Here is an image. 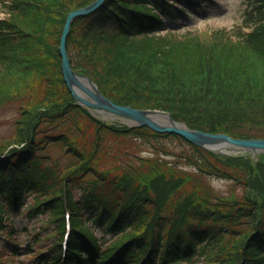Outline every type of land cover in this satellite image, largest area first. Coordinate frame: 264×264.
<instances>
[{
	"label": "trees",
	"instance_id": "trees-1",
	"mask_svg": "<svg viewBox=\"0 0 264 264\" xmlns=\"http://www.w3.org/2000/svg\"><path fill=\"white\" fill-rule=\"evenodd\" d=\"M93 1L0 0V107L15 113L0 134V264L14 263L20 248L6 226L12 213H43L61 235L66 208L68 264H264V154H216L174 133L108 124L74 100L59 39L67 14ZM248 1L250 31L200 37L166 28L162 16L176 20L210 0H105L73 21L71 68L116 104L264 138V0ZM142 144L151 157L133 148ZM194 175L242 192L191 186ZM61 256L53 243L34 261L61 264Z\"/></svg>",
	"mask_w": 264,
	"mask_h": 264
},
{
	"label": "rangeland",
	"instance_id": "rangeland-1",
	"mask_svg": "<svg viewBox=\"0 0 264 264\" xmlns=\"http://www.w3.org/2000/svg\"><path fill=\"white\" fill-rule=\"evenodd\" d=\"M247 6L246 0H213L208 7L204 8L203 6H198L196 12H190L186 17L178 18L175 21H171V23L165 18L167 28H174L175 31H178L179 34H184L186 31H189L190 34H194L200 37L209 36L212 32L217 29H224L228 31H236L241 27V19L244 9ZM1 17V13H0ZM250 28L244 29L248 31ZM94 117L108 123L115 125H122L129 123L128 120L121 119L106 113H97L93 112ZM15 118L14 106L8 105L0 107V134H7L10 132L12 127V121ZM131 124V123H130ZM133 125V124H131ZM161 145H165L171 151L178 152L182 150L181 145L179 146L177 142H171L162 140ZM148 145H135L133 148L137 151L139 155L142 156H150ZM262 152H255L251 154V157L257 159V156ZM55 157L58 158V154L55 153ZM166 160L171 161V158L166 157ZM184 170L189 171L188 167H183ZM185 171L186 173H188ZM195 180L191 184V186H197L206 188L209 187L214 192L225 196H240L241 188L233 186V183L216 178H203L197 175H194ZM48 216L45 214L36 215L32 218H27L23 215L13 216V223L16 226L17 233V241L21 246H24L29 240L34 238V235L38 233V237H40L44 242L49 243L46 235L49 231L42 229V227L47 225L45 219ZM40 244V243H39ZM24 251L20 252V256L15 261L14 264H32V258L30 255H23ZM2 260H8V257L3 256ZM10 263L9 261H7Z\"/></svg>",
	"mask_w": 264,
	"mask_h": 264
},
{
	"label": "water",
	"instance_id": "water-1",
	"mask_svg": "<svg viewBox=\"0 0 264 264\" xmlns=\"http://www.w3.org/2000/svg\"><path fill=\"white\" fill-rule=\"evenodd\" d=\"M104 0H95L91 4L68 13L62 28L59 41V55L61 57V71L63 80L74 100L91 112L106 113L137 126H146L158 133H174L190 143L204 147L215 153L233 155L236 152L264 153V139H240L225 133H209L188 128L176 122L169 113L160 110L137 109L131 106L119 105L105 97L97 85L83 74H78L70 66L66 49V39L72 22L81 15H86L97 9ZM85 82H84V81ZM155 115H163L167 122L162 124L153 119Z\"/></svg>",
	"mask_w": 264,
	"mask_h": 264
},
{
	"label": "bare ground",
	"instance_id": "bare-ground-1",
	"mask_svg": "<svg viewBox=\"0 0 264 264\" xmlns=\"http://www.w3.org/2000/svg\"><path fill=\"white\" fill-rule=\"evenodd\" d=\"M84 81V80H83ZM85 82V81H84ZM154 120H156L159 123L166 124L167 120L163 115H155L153 117Z\"/></svg>",
	"mask_w": 264,
	"mask_h": 264
}]
</instances>
